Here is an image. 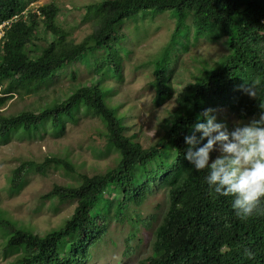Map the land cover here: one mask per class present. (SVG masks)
Masks as SVG:
<instances>
[{
    "label": "trees",
    "instance_id": "16d2710c",
    "mask_svg": "<svg viewBox=\"0 0 264 264\" xmlns=\"http://www.w3.org/2000/svg\"><path fill=\"white\" fill-rule=\"evenodd\" d=\"M36 1L0 0V25L9 21L0 38V108L13 95L52 85L66 66L86 55L98 78L90 85L72 86L50 107L13 115L0 112V146L12 137L35 135L48 121L58 134L65 122L76 123L82 111L100 120L104 148H114L119 157L105 172L78 175L77 184L54 186L43 197L75 203L57 229L40 236L0 218L2 255L14 257L8 264H89L90 250L103 241L111 222L128 224L127 242L140 227L155 222L154 214L142 216L140 211L155 191L165 193L166 210L151 232L149 256L138 264H264V199L252 216L241 219L231 207L232 197L212 191L204 179L207 170L197 171L183 156V138L198 117L203 120L204 109H215L217 120L228 128V114L243 120L264 111V0H100L84 6V17L95 28L76 44L58 20L60 8L50 3L29 11ZM166 12L174 20L170 44L187 40L191 32L193 41L200 36L212 43L225 40L227 52L184 84L174 109L160 122L158 142L143 148L126 135L124 117L107 102L112 88L104 87L102 79L118 77L122 69L116 48L124 34L118 28ZM182 49L187 51L186 45ZM174 61L170 52H163L153 62L155 106L171 96ZM49 167L76 174L64 158L24 162L11 172L10 188L20 191L29 174H45Z\"/></svg>",
    "mask_w": 264,
    "mask_h": 264
},
{
    "label": "rangeland",
    "instance_id": "374dc122",
    "mask_svg": "<svg viewBox=\"0 0 264 264\" xmlns=\"http://www.w3.org/2000/svg\"><path fill=\"white\" fill-rule=\"evenodd\" d=\"M99 1L37 0L28 9L35 12L39 6L55 4L60 8L58 20L61 19L63 27L68 31V39L76 44L95 28L91 18L84 17V6ZM173 28L174 20L167 12L135 23L126 21L118 28L124 34V39L115 47L121 60L120 75L102 79L104 87L112 88L107 102L110 106H117L118 115L124 117L126 135L133 137L143 148L158 142L162 132L160 122L174 109L175 98L184 84L192 82L194 77L202 74L204 67L213 66L227 52L225 40L212 43L207 37L200 36L197 41H193L191 32L187 40L177 38L170 44ZM38 44L43 45L44 40L38 41ZM184 45L187 51L182 49ZM38 51L32 54L37 55ZM163 52H170V60H175L174 71L169 79L171 96L162 106H155L152 101L155 91L151 84L154 78L153 62ZM100 55L99 52L95 56L98 58ZM91 64L93 61L91 63V58L86 55L83 61L66 66L52 85L47 87L43 83L33 93L13 95L6 100L0 112L13 115L22 111H37L58 103L70 92L72 86L90 85L97 80ZM71 72L74 73V78L69 75ZM103 72L104 69L100 74ZM76 118V123L65 122L63 130L58 134L53 132L48 121L35 135L12 137L0 146V218L43 236L60 227L75 207L72 201L58 203L56 200L43 198L54 186L75 185L78 175L103 173L116 165L119 154L112 147L104 148V127L100 120L82 111ZM226 118V122L230 124L229 130H232L237 121L247 123L250 119L258 118V115L252 114L240 120L235 115L228 114ZM211 155L215 157L217 153L213 152ZM50 157L66 159L73 165L76 174H67L61 168L49 167L45 174H29L20 191L10 188L9 179L15 168L24 162L41 164L45 158ZM165 210V193L155 191L148 195L140 211L142 216L154 214L155 222L149 228L140 227L129 243L126 241L128 224L111 222L103 241L90 250L89 264H138L149 256L151 232ZM3 242L0 235V264H8L14 257L5 258L2 255ZM127 245L129 250L126 253Z\"/></svg>",
    "mask_w": 264,
    "mask_h": 264
},
{
    "label": "clouds",
    "instance_id": "9594fccd",
    "mask_svg": "<svg viewBox=\"0 0 264 264\" xmlns=\"http://www.w3.org/2000/svg\"><path fill=\"white\" fill-rule=\"evenodd\" d=\"M215 112L206 108L203 120L197 118L191 134L183 138L187 146L183 156L197 171L206 169L208 187L220 196H231L236 215L246 219L264 199V111L247 123L237 121L232 130L217 120Z\"/></svg>",
    "mask_w": 264,
    "mask_h": 264
},
{
    "label": "built area",
    "instance_id": "2783aa9c",
    "mask_svg": "<svg viewBox=\"0 0 264 264\" xmlns=\"http://www.w3.org/2000/svg\"><path fill=\"white\" fill-rule=\"evenodd\" d=\"M8 25H9V23L6 22V23H3V24L0 26V36L2 35V30H3V28L6 27V26H8Z\"/></svg>",
    "mask_w": 264,
    "mask_h": 264
}]
</instances>
